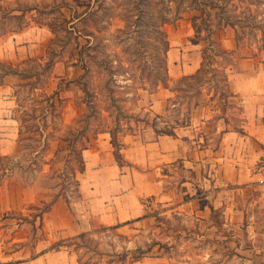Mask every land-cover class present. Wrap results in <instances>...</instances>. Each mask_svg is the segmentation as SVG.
<instances>
[{
  "label": "rangeland",
  "instance_id": "obj_1",
  "mask_svg": "<svg viewBox=\"0 0 264 264\" xmlns=\"http://www.w3.org/2000/svg\"><path fill=\"white\" fill-rule=\"evenodd\" d=\"M14 7L31 8L16 17L8 13ZM227 21L234 27L227 33L256 46L264 58V0H0V37L28 23L23 39L39 44V55L24 64L0 63V70L20 75L15 112L21 129L18 153L0 156V262L62 245L88 264H255L245 260L253 244L243 214L228 222L223 210L211 214L207 207L217 183L213 177L221 172L217 161L203 168L202 180L192 169L171 167L166 186L176 191L173 198L146 199L148 214L136 223L94 227L82 238L51 244L44 240L43 213L54 199H79L81 150L98 132L138 133L153 120L155 128L175 131L190 125L199 105L211 114L205 125L210 131L194 130L197 138L209 135L214 149L218 119L240 124L238 102L222 72L233 59L229 52L209 58L197 74L178 76L159 117L150 110L156 80L165 78L166 68L174 73L179 67V48L198 39L202 53L213 55ZM188 58L193 64V54ZM248 200L241 199L247 219L253 211ZM137 248L144 255L132 261Z\"/></svg>",
  "mask_w": 264,
  "mask_h": 264
},
{
  "label": "crops",
  "instance_id": "obj_2",
  "mask_svg": "<svg viewBox=\"0 0 264 264\" xmlns=\"http://www.w3.org/2000/svg\"><path fill=\"white\" fill-rule=\"evenodd\" d=\"M28 27L0 37V62L16 66V63L24 64L39 55L37 39H23ZM230 29L234 27L226 26L221 30L226 31V35L219 44L233 54V59L226 65L228 77L225 82L238 102L240 124L231 125L226 117L218 119L214 130L220 136L217 146L210 149L209 135L197 138L198 131L194 130L197 126L207 125L212 118L198 105L190 125L176 128L174 135L160 133L152 125L138 133L122 132L118 136L122 164L116 158L110 130L98 132L93 144L81 150L84 168L79 170L77 177L79 199L68 201L57 198L43 213L44 240L47 244L76 237L94 227L117 228L136 223L148 214L146 199L173 198L172 193L176 191L166 186L171 167L181 165L186 170L192 169L202 180L206 179L202 175L203 168L207 169L210 163L217 161L221 172L218 178L213 177L214 184L217 183L208 192L212 198L209 197L207 207L211 214L217 209L223 210L228 222L234 220L235 214H243L242 221L246 220L247 227L252 228L249 238L253 244L252 248L248 246L245 260L264 264V58L256 46L243 45L228 34ZM192 42L187 49L179 48L180 60L179 64H175L179 65L178 69L174 73L170 67L168 69L169 85H161L150 93L152 113L163 114L168 99L175 93L170 84L182 78L178 76L195 73L200 67V42ZM177 53H173L174 59ZM192 54L195 57L193 64L187 59ZM19 79L18 73H8L0 80V156H15L19 151L20 122L15 112V86ZM63 118L68 122L72 120L65 112ZM206 127L204 133L210 131V127ZM245 198L249 199L253 209L249 219L241 207V199ZM240 220L241 217H238ZM211 222L208 223L211 225ZM0 264L88 263H80L66 250V246L61 245L45 248L29 259ZM144 264L153 262L149 260Z\"/></svg>",
  "mask_w": 264,
  "mask_h": 264
},
{
  "label": "trees",
  "instance_id": "obj_3",
  "mask_svg": "<svg viewBox=\"0 0 264 264\" xmlns=\"http://www.w3.org/2000/svg\"><path fill=\"white\" fill-rule=\"evenodd\" d=\"M18 1V0H17ZM28 8H31V7H24V8H21V7H14L12 10H10L9 9V11H8V13H10L12 16H16V17H22V16H24V13H25V11L26 10H28ZM20 11L21 12V14H14L13 12L14 11ZM13 13V14H12ZM28 25V23H26L23 27H25V26H27ZM226 25H233V23L232 22H229V21H227V22H225V23H223V26H226ZM23 27H21V28H23ZM209 34L211 35L212 34V31L211 32H209ZM211 38V37H210ZM193 42H199L198 41V39H193L192 40ZM212 42H213V45L212 46H215V43H214V41H213V39H212ZM168 49H169V47L167 48V51H168ZM225 53H228L226 50H224L221 46H218L217 45V48H216V52L215 53H213V55H212V53H211V56H207V53H202V61H201V64H200V67L198 68V70H197V72L195 73V74H197V73H199L202 69H203V67H204V62L205 61H207L209 58H211V57H213V58H216L217 56L219 57V56H222V54H225ZM0 63H2V62H0ZM226 65L227 64H224V66H223V77L225 78V80L227 79V73H226ZM8 73H17L16 71H14V69L13 70H11V69H6V70H0V80L2 79V77L5 75V74H8ZM164 77L165 78H163L162 76L161 77H159L156 81V85H155V87L156 88H158L159 86H160V84H162V85H165V86H168V77H169V75H168V69L166 68V71H165V73H164ZM232 94V93H231ZM158 117L160 116V115H157ZM158 122L156 121V120H153V122H152V125L155 127V125L157 124ZM156 130L158 131V132H160V133H165V134H175V131H174V129H171V128H168V127H166V128H156ZM110 132H111V136H112V139H111V141H112V144L114 145V147H115V155H116V157L118 158V160L120 161L121 159H122V155H121V153H120V142H119V140H118V137H116V134H115V132H114V130H110ZM20 133H21V129H20ZM87 146V145H86ZM85 147V146H84ZM1 158V157H0ZM81 160H82V166L80 167V170H82L83 168H84V162H83V159H82V156H81ZM56 199H54L53 201H55ZM53 201H52V203H53ZM86 234L85 233H81V234H79L78 236H76V237H78V238H82V237H84ZM137 250H138V252L136 251V253L133 255V257H132V261H136V260H138L140 257H142L143 255H144V251H142V249L141 248H137Z\"/></svg>",
  "mask_w": 264,
  "mask_h": 264
},
{
  "label": "water",
  "instance_id": "obj_4",
  "mask_svg": "<svg viewBox=\"0 0 264 264\" xmlns=\"http://www.w3.org/2000/svg\"><path fill=\"white\" fill-rule=\"evenodd\" d=\"M158 122V121H157ZM158 124V123H157Z\"/></svg>",
  "mask_w": 264,
  "mask_h": 264
}]
</instances>
